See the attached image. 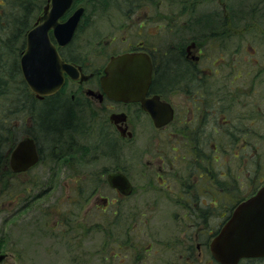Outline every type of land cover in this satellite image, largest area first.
Returning <instances> with one entry per match:
<instances>
[{
    "label": "flooded vegetation",
    "instance_id": "flooded-vegetation-1",
    "mask_svg": "<svg viewBox=\"0 0 264 264\" xmlns=\"http://www.w3.org/2000/svg\"><path fill=\"white\" fill-rule=\"evenodd\" d=\"M226 22L224 19L223 22L219 20V23L216 21L207 25L202 34L203 39L199 41L198 38H191L185 50L179 51L181 55L171 49L163 52L156 43L149 46L145 41H140L123 52H142L150 57L152 82L146 98L154 99L158 96L160 102L170 105L173 113L171 121L162 127H156L151 115L140 102L118 101L104 91L102 79L112 56L102 67L94 60L96 54L85 56L83 60L74 57L73 52L69 51L73 41L59 49L64 61L74 66L79 77L73 79L66 74L59 91L44 98L36 97V102L44 105L43 109L45 105L69 108L68 120L55 128L43 126L37 120H27L28 130L23 138L19 137L16 145L26 138L33 139L38 155L36 164L26 171L14 172L9 156L6 169L10 170L16 180L10 188L1 190L0 187V193L11 198L16 221L20 220L17 217L22 213H30V216L40 213L43 215L42 219L30 222L37 225L48 239L60 240L63 237L78 245L86 235L92 236L100 229L97 222L86 220L87 217L92 220L95 205L84 211L88 207L86 205L96 198L105 202L104 207H95L104 213L113 204L114 201L110 198L98 195L100 189L109 187L122 200L132 197L136 190L127 171V147H120L117 142L134 139L128 108L137 107L141 114L152 121L158 140L162 138V133H166L167 138L174 139L173 145L170 148L162 147L163 150L160 148L162 151L146 149L145 153L152 156L148 165L151 166L154 162L160 164L156 177H147L146 183L148 186L168 188L173 194L166 195V198L171 202H182L183 205L186 203L183 214V218L187 220L183 229L185 236L179 243H152L145 248L134 242L136 237L133 238L130 233L134 229L128 225L127 242L118 243L114 241L113 227H109L108 220L102 231L107 233L109 230L108 237L103 238L101 248L109 249L113 245L116 248L113 258H121L120 251L125 249L124 260L118 259V264H155L166 249L176 251V257L168 260L170 264H222L213 257L211 243L237 205L245 199H239L232 210H227L226 174L224 170V174H221L222 171L215 173L211 170L210 165H213L209 161L207 146L210 139H218L219 147L214 143L213 152L218 150L225 154L224 139L256 137V123L263 113H260L257 87L259 81L264 82V54L258 56V51L252 50L250 54L243 52L248 55L243 56L240 46L237 47L238 41L233 50H227ZM145 27L146 25H140V28ZM152 36L156 38L155 34ZM235 38L238 39L239 36L236 35ZM259 58L262 59L261 62ZM172 60L181 62L184 66L182 70L176 67L171 69L178 82L166 85L163 74ZM183 76L186 78H182ZM174 93L187 95L184 105H177L172 101ZM86 113L91 114V127L98 123L101 128L97 130L100 134L93 147H82V139L77 136L78 123H85L80 116ZM38 133L43 140L46 139L47 146L37 137ZM87 134L90 132L87 131ZM209 150L211 151L210 148ZM104 158L119 162L112 167L99 165V161ZM181 165L187 166L186 175L179 172ZM40 166L41 171L37 172ZM113 173H120L128 178L132 185L130 195L125 196L110 185L108 177ZM196 173L198 177L193 179ZM23 176L26 177L21 179ZM233 202L229 201L232 206ZM215 212L221 213L224 221L216 228H211L209 217ZM1 245L0 236V254H7L2 251ZM238 264H264V258L243 259Z\"/></svg>",
    "mask_w": 264,
    "mask_h": 264
},
{
    "label": "rangeland",
    "instance_id": "rangeland-1",
    "mask_svg": "<svg viewBox=\"0 0 264 264\" xmlns=\"http://www.w3.org/2000/svg\"><path fill=\"white\" fill-rule=\"evenodd\" d=\"M131 1L79 0L62 18V20L67 19L77 7L85 8L73 44L69 47L73 56L83 60L85 56L96 54L95 62L104 67L111 56L128 51L140 41H145L149 46L156 43L163 52L171 49L172 52L181 55L179 51L185 50L191 38L195 37L201 41L207 25L216 21L219 23V20L223 22L224 19L228 28L225 40L227 50H233L238 41L237 47L240 46L242 53L250 54L254 50L258 51V56L264 54V0H144L141 7L137 6L138 2L134 5L135 3ZM141 24L146 27L140 28ZM153 34L156 38L152 36ZM236 35L239 36L238 39L235 38ZM4 51L5 59H13L14 53H11L8 47ZM243 56L248 55L243 53ZM259 60L262 61L260 58ZM257 88L260 113L261 111L263 113H259V120L256 123V137L224 139L225 154L219 153L218 150L213 152L214 143L219 147L218 139H210L211 143L208 142L207 146L209 161L211 160L213 165H210L211 170L215 173L224 170L226 174L228 211L232 210L239 199H247L264 183V82L259 81ZM187 98V95L180 93L171 96L172 101L177 105H184ZM128 110L133 123L134 139L117 143L120 147H127L126 166L135 185L134 195L122 200L109 187L100 189L98 195L110 198L114 202L109 205L106 213L95 208L97 205L105 206V202L103 203L100 198L86 205L88 207L84 211L95 205L92 220L90 217L85 218L87 221L97 222V227L99 226L100 229H97L99 232L96 230L92 236L86 235L78 245L70 243L63 237L60 240L48 239L37 225L30 222L42 219L43 215L40 213L31 216L30 213H22L17 217L20 219L17 222L13 214L11 198L1 192V248L8 254L1 264H118V259L124 260L125 249L120 251L121 258H113L116 252L113 245L109 247L110 250L101 248L103 238L108 237L109 230L107 233H102L108 220L109 227H113L114 241L118 243L127 242L128 225L135 230H130L132 237H136L134 242L140 246L142 244L145 248L152 243L174 244L183 241L185 236L183 229L187 224V220L183 218L186 203L183 205L182 202H171L166 198V195L173 194L168 188L148 186L146 183L147 177L155 178L160 168L157 162L148 165V160L152 156L145 153L146 149L155 148L157 152L162 151V147L170 148L174 139L167 138L165 136L167 134L162 133V138L158 140L156 138L158 133L152 121L141 114L137 107H130ZM80 117L85 120L83 124L79 120L80 123L77 125V136L82 139L81 146H96L100 134L97 130L101 128L98 127V123L95 127H91L89 122L91 114L86 113ZM87 131L90 134H87ZM18 136L20 139L23 138V131ZM115 136L117 141V135ZM37 137L44 145H48L46 139L41 138L40 133ZM118 162L116 159L112 162L104 158L99 161V165L112 167ZM186 168V165H181L178 169L182 175H186ZM40 171L41 166L37 169V172ZM224 171L221 174H224ZM197 177L198 173L193 179ZM15 180L8 170L1 176V190L10 188ZM229 201H234L233 206ZM209 220L210 227L216 228L224 218L221 213L215 212ZM175 254L174 250H163L155 264H170L168 260L175 258Z\"/></svg>",
    "mask_w": 264,
    "mask_h": 264
},
{
    "label": "water",
    "instance_id": "water-1",
    "mask_svg": "<svg viewBox=\"0 0 264 264\" xmlns=\"http://www.w3.org/2000/svg\"><path fill=\"white\" fill-rule=\"evenodd\" d=\"M73 4L74 0H48L43 15L27 35V47L20 65L25 82L38 98L59 91L64 84L65 74L73 79L79 77L78 71L66 63L59 52V48L73 40L85 13V8L79 7L67 20L61 22ZM50 32L56 43L51 40ZM151 82L152 61L142 52L111 57L102 79L104 91L109 97L124 102H140L151 115L156 127H162L171 121L172 108L160 102L158 96L154 99L146 98ZM37 161L34 140L26 138L12 150L9 163L14 172H21ZM108 179L110 185L123 195L132 193V185L125 175L113 173ZM211 252L222 264H238L243 259L264 258V184L252 197L234 209L212 241ZM6 257V254H0V263Z\"/></svg>",
    "mask_w": 264,
    "mask_h": 264
},
{
    "label": "trees",
    "instance_id": "trees-1",
    "mask_svg": "<svg viewBox=\"0 0 264 264\" xmlns=\"http://www.w3.org/2000/svg\"><path fill=\"white\" fill-rule=\"evenodd\" d=\"M78 1L75 0V4ZM143 1L131 2L135 3L134 5L138 2L137 6L141 7ZM47 3L48 0H0V181L1 176L8 172L6 162L19 140V133H26L28 130L27 120H37L43 126L52 128L68 120V106L52 108L51 105H45L43 109L44 105L36 102L35 96L23 79L20 67L27 35L43 14ZM7 47L14 53L13 59L4 58L3 52ZM183 66L181 62L170 61L163 74L164 84L178 82L171 69L176 67L182 70Z\"/></svg>",
    "mask_w": 264,
    "mask_h": 264
},
{
    "label": "bare ground",
    "instance_id": "bare-ground-1",
    "mask_svg": "<svg viewBox=\"0 0 264 264\" xmlns=\"http://www.w3.org/2000/svg\"><path fill=\"white\" fill-rule=\"evenodd\" d=\"M34 27H35V25H34ZM34 27H33V28H34ZM33 28H32V29H33ZM17 145H18V144H17ZM17 145L15 144V146L12 148V150H13ZM12 150H11V152H12ZM11 152H10V154H11ZM10 154H9V155H10Z\"/></svg>",
    "mask_w": 264,
    "mask_h": 264
}]
</instances>
